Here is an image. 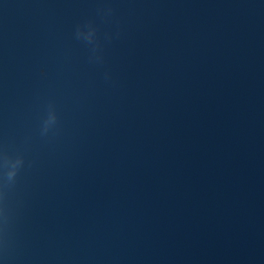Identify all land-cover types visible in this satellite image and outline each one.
<instances>
[{
  "label": "water",
  "instance_id": "95a60500",
  "mask_svg": "<svg viewBox=\"0 0 264 264\" xmlns=\"http://www.w3.org/2000/svg\"><path fill=\"white\" fill-rule=\"evenodd\" d=\"M0 264H264V0H0Z\"/></svg>",
  "mask_w": 264,
  "mask_h": 264
}]
</instances>
